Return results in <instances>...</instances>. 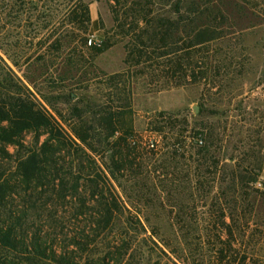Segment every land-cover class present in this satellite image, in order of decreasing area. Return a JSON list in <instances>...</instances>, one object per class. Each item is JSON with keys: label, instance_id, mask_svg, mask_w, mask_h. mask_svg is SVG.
I'll return each mask as SVG.
<instances>
[{"label": "rangeland", "instance_id": "obj_1", "mask_svg": "<svg viewBox=\"0 0 264 264\" xmlns=\"http://www.w3.org/2000/svg\"><path fill=\"white\" fill-rule=\"evenodd\" d=\"M231 1L224 0L220 6L226 9L227 17L218 22L220 30L216 42L191 51L184 49L182 40L177 44L181 53L176 56L182 54L179 69L175 55L160 58V51H155L144 64L128 66L125 45L129 37H124L115 28L111 12L114 1L84 0L90 17L86 36L95 43L107 40L110 47L96 56L84 51V64L92 61L99 76L74 87V81H59L65 64L72 58L71 55L67 58L69 50L54 52L50 48L59 32L73 28L66 18V1L0 0V58L37 100L42 101L38 92L54 97L55 108L65 119L69 117V106L63 95L69 92L73 94L72 104L89 101L113 109L128 106L129 113L122 119L123 128L131 127L130 137L137 143L142 162L147 166L143 172H150L149 177L137 185L141 190L139 207H131V201L127 202L123 194V189L132 186L131 182H116L109 178L110 151H102L96 145L98 153L94 156L129 212H124L110 234L101 236L110 239L119 234L133 241V249L127 250L124 257L127 264H183L185 258L191 262L189 254L196 264H207L210 250L214 248L213 242L208 244L205 239L215 234L210 223L221 215L222 210L227 216L226 222H230L227 203L231 199L224 195L231 183L222 181L232 173L228 164L235 162L240 168L254 170L259 174L254 187L263 188L264 0ZM161 5L156 3L151 7L156 16L176 18L168 7ZM122 12L123 8L120 14ZM45 52L53 64L51 72L55 75L52 77L58 75L53 85L48 84L49 76L38 77L34 65L36 58ZM11 60L19 66H13ZM123 72L126 75L117 85L120 95L115 97L110 94L106 77ZM25 77L36 79L37 88H33ZM124 90L129 95L122 94ZM60 124L68 131L66 125ZM176 139L180 143L174 145ZM25 140L29 144L33 142L29 135ZM199 140L210 146L211 154L219 164L216 170L209 169L213 175L200 178L195 184L197 175L203 172L194 156L201 145ZM151 142L155 145L153 149L149 147ZM9 152L13 153L14 149L9 148ZM2 166L8 172L14 170L15 164L13 160L5 159ZM76 170L73 167L74 174ZM87 171L85 168L83 174ZM89 203L93 204L92 201ZM244 211L238 216L240 228L234 229L233 250L236 253L246 251L251 264H264V205L258 207L257 215L250 213V206ZM137 212H140L142 227L134 220ZM42 220L52 221L47 213L41 216ZM54 220L58 238L67 243L65 234L77 222L72 218V212L59 207ZM78 220L89 221L88 217H78ZM127 220L129 224H126ZM181 236L193 239L194 250H155L150 243L153 240L159 244L157 238L174 241ZM198 237L205 241L202 246L197 243ZM99 239L88 253L103 255L114 251L105 250L107 240L102 243ZM144 239L146 242H142Z\"/></svg>", "mask_w": 264, "mask_h": 264}, {"label": "trees", "instance_id": "obj_2", "mask_svg": "<svg viewBox=\"0 0 264 264\" xmlns=\"http://www.w3.org/2000/svg\"><path fill=\"white\" fill-rule=\"evenodd\" d=\"M65 1L66 18L73 28L59 32V37L50 48L54 52L71 51H68L67 58L70 55L72 58L63 67L59 81H74L75 87L94 81L99 76L92 61L88 65L84 64L83 54L88 52L96 56L107 50L110 42L95 43L86 36L90 17L88 4L84 0ZM112 1L115 3L111 6L115 28L124 37H129L125 45V63L128 66L144 64L155 51H160V58L167 59L175 55L178 58L176 67L181 69L179 59L182 54L176 56L181 53L177 44L182 40L184 49L191 51L216 42L220 30L218 22L227 17L226 9L220 8L224 0ZM156 3L168 7L176 18L156 16L151 9ZM231 3L236 5L235 1ZM121 8L123 12L120 14ZM88 42L91 44L88 45ZM46 54L38 56L34 65L38 77L49 76L48 84L53 85L58 75L52 77L55 75L51 72L53 64ZM11 63L15 67L19 66L13 60ZM54 69L57 71V68ZM125 75L123 72L106 77L111 95H120L117 85ZM25 79L33 88H37L36 79ZM38 93L41 102L0 58V264H127L124 257L127 250L133 249V241L119 234L110 239L101 236L110 234L124 212H128L125 203L113 190L109 178L116 182H131L132 186L123 189V194L127 202L131 201V207H139L141 190L137 185L150 174L148 171L143 172L147 166L142 162L137 143L130 137L131 127L123 128L122 119L129 113L126 110L128 106L113 109L89 101L72 104L74 98L69 92L63 95L69 106V117L65 119L55 108L54 97ZM127 93L125 90L122 92L125 95ZM78 104L83 106L79 107ZM60 123L66 125L68 131ZM28 135L32 136V144L25 140ZM199 141L201 145L194 156L203 172H199L195 184L200 178L213 175L214 172L209 169L216 170L219 164V160L211 154L210 146ZM175 143L179 144L180 140L176 139ZM96 145L102 151H110V167L107 168L109 178L100 170L94 158L98 153ZM9 148L14 149V152L10 153ZM74 154L79 156L75 157ZM5 159L13 160L14 170L7 172L2 166ZM228 165H231L232 173L227 178L223 177L222 181L231 183L224 195L231 199L227 203L230 222H226L227 216L222 210L221 215L210 223L215 234L205 239L208 244L213 242L214 248L210 250L207 264H251L246 251L236 253L233 250L234 229L240 228V211L244 214V209L250 206V213L257 215L258 207L264 205V183L262 190L255 189L258 173L240 168L235 162ZM73 167L77 168L75 174ZM85 168L88 171L83 174ZM59 207L69 209L72 218L77 221L72 224L73 231L65 234L67 243L58 238L56 231L54 219L58 216ZM45 213L52 221H41ZM78 217H88L89 221L83 223ZM134 220L142 227L140 212H137ZM126 224H129L128 220ZM98 239L102 243L107 240L105 250L114 251L103 255L88 253L92 246H96ZM157 239L160 245L150 240L155 250H194L191 243L193 239L186 236L175 238L174 241ZM204 242L202 237L197 238L198 245L202 246ZM189 255L191 262L185 258L183 264H196L192 255Z\"/></svg>", "mask_w": 264, "mask_h": 264}, {"label": "built area", "instance_id": "obj_3", "mask_svg": "<svg viewBox=\"0 0 264 264\" xmlns=\"http://www.w3.org/2000/svg\"><path fill=\"white\" fill-rule=\"evenodd\" d=\"M89 44H91V42H89ZM149 147L151 148V149H153L154 147H155V145H154V143H149Z\"/></svg>", "mask_w": 264, "mask_h": 264}]
</instances>
